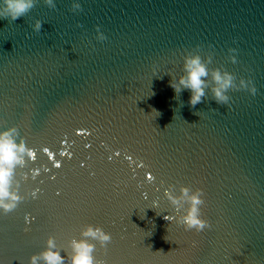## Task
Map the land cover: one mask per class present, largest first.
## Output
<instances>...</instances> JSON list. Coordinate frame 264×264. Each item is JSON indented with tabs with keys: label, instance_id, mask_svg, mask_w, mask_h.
I'll use <instances>...</instances> for the list:
<instances>
[{
	"label": "water",
	"instance_id": "obj_1",
	"mask_svg": "<svg viewBox=\"0 0 264 264\" xmlns=\"http://www.w3.org/2000/svg\"><path fill=\"white\" fill-rule=\"evenodd\" d=\"M189 55L208 69L195 107L169 86ZM217 69L234 77L227 105ZM11 128L36 158L14 167L23 199L0 210V264H30L49 236L70 252L88 224L112 235L92 241L101 264H264V0H35L0 19ZM182 187L203 189L210 229L184 230L188 201L165 194Z\"/></svg>",
	"mask_w": 264,
	"mask_h": 264
},
{
	"label": "clouds",
	"instance_id": "obj_2",
	"mask_svg": "<svg viewBox=\"0 0 264 264\" xmlns=\"http://www.w3.org/2000/svg\"><path fill=\"white\" fill-rule=\"evenodd\" d=\"M35 0H0V19L8 18L15 21L22 17L34 6ZM51 5L52 0H48ZM79 7V4L75 5ZM41 21H37L34 25V31L39 32L42 28ZM99 31V28L97 29ZM236 62L235 57L232 58ZM185 72L179 80V84L170 82L169 86L174 89V92H180L181 85L183 88L191 91L189 103L193 107L201 102L202 97L205 95L204 85L205 80L202 78L207 77L208 69L206 64L201 60L198 55L185 56ZM213 79L218 85L213 89L215 99L218 103L227 105L230 97L227 91L234 86V77L228 72L221 73L220 70L213 72ZM239 88L247 90L251 95L257 94L255 85L249 81L241 79ZM157 116L160 113L154 110ZM16 128L6 129L0 131V210L9 212L13 210L17 204L23 199L19 192V185L16 191H10L12 183L13 170L15 165L24 164V155L26 154L32 161L36 158V152L27 146L24 139L19 143L16 142L15 136ZM141 187L142 185H137ZM188 187L181 188V197H175L171 193L165 194L169 197L173 204H179L181 198L188 201L189 207L185 211L180 223L184 225V230H195L200 233L205 229H210L212 225L209 221L202 217L201 206L205 204L203 189L197 188L191 192ZM145 200L148 199L147 193H144ZM160 202L153 200L151 209H158ZM166 220L172 221L174 218L170 215L164 217ZM81 239L71 240V251L68 252L62 249L56 242L54 236H49L46 241L44 249L30 258V264H101L97 261L94 252L96 250V243L99 242L101 247H106L112 240L111 233L104 230L103 227L88 224L81 231ZM197 242L193 241L192 246L196 247ZM62 252L64 253L62 255Z\"/></svg>",
	"mask_w": 264,
	"mask_h": 264
},
{
	"label": "snow or ice",
	"instance_id": "obj_3",
	"mask_svg": "<svg viewBox=\"0 0 264 264\" xmlns=\"http://www.w3.org/2000/svg\"><path fill=\"white\" fill-rule=\"evenodd\" d=\"M44 150H45L46 152L48 151V149H44ZM117 155H119V153H117ZM129 159H131V157H129ZM142 166H143V165H141V167H142ZM56 167H60V165L57 164ZM148 179H149V180L153 179V177H152L151 174H149Z\"/></svg>",
	"mask_w": 264,
	"mask_h": 264
}]
</instances>
